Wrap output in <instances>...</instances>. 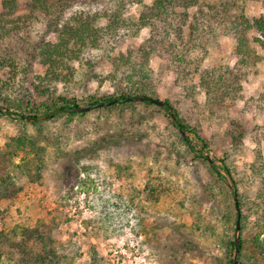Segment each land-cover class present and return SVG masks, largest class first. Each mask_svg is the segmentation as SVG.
Listing matches in <instances>:
<instances>
[{
	"label": "rangeland",
	"instance_id": "rangeland-1",
	"mask_svg": "<svg viewBox=\"0 0 264 264\" xmlns=\"http://www.w3.org/2000/svg\"><path fill=\"white\" fill-rule=\"evenodd\" d=\"M45 1L47 11H32L30 0H16L6 16H21L16 24L25 23V29L0 37V60H13L0 65L1 104L10 98L38 106L47 97L63 96L87 105L93 98L117 96L114 78L124 75L114 71L110 56L137 50L150 28L109 35L99 46L85 48L45 97L35 84L47 66L32 56V48L43 40L56 42L58 22L77 12L122 10L128 18L153 0ZM199 3L189 9L193 20L213 5L228 9L222 13L227 25L241 14L264 15V0ZM106 23L105 17L99 21ZM206 24L216 31L199 39L198 47L181 51L167 42L150 57L152 86L157 98L169 100L208 141L209 161L223 158L229 165L241 200L244 262L264 264V50L250 33L255 57L240 65L234 35L213 19ZM198 64L201 75L214 71L210 78L203 81L195 73ZM23 134L36 136L38 146L46 148L42 169L32 146L16 150ZM209 161L189 150L157 105L92 106L86 115H59L38 124L0 115V177L10 174L17 189L0 202V232L17 225L40 228L59 254L69 256V264H219L236 236V201ZM10 255H0V264H20V253Z\"/></svg>",
	"mask_w": 264,
	"mask_h": 264
},
{
	"label": "trees",
	"instance_id": "trees-1",
	"mask_svg": "<svg viewBox=\"0 0 264 264\" xmlns=\"http://www.w3.org/2000/svg\"><path fill=\"white\" fill-rule=\"evenodd\" d=\"M16 0H3L2 9L0 12V37L4 38L12 33L14 36L21 33L20 29L24 25L18 26L16 23L22 19L21 16L16 18L6 19V16L12 15L15 10ZM61 7L65 3L60 4ZM199 0H153L151 4H142V8L138 16H130L124 18L122 10L119 12H90L80 11L75 13L69 19L58 22L56 28L57 40L41 41L38 45L32 48V56L39 58L41 63L47 66L45 74L39 76L40 82L36 85L35 89L45 97L48 91H51L50 85L54 81H64V76L69 72V63L73 59H79L81 53L87 47H97L101 42L106 41L109 35L116 36L120 33L137 34L144 28H150V36L137 50H130L129 53H120L116 56H110L113 61V66L116 72H122L124 77L114 78L116 82V90L120 91L117 96H105L100 98H93L87 105H81L76 98H66L59 96L57 99L47 97L42 104L38 106H30L29 102L13 101L10 98H4V104L0 102V115L14 116L16 115L22 123L38 124L45 121L52 120L59 115H68L74 117L76 115H86L87 112H64L63 109L96 106L98 104L106 103L101 108H115L122 106H133L135 104L143 105H157L149 101H128L130 96H150L160 100L154 94L153 82L150 74L149 61L150 57L162 49L163 45L167 42L174 48L178 46L181 51L185 49H192L198 47L199 39L203 38L207 32L213 33L216 30L211 24H206L213 19L223 31H228L233 34L237 39V53L241 56V63L245 66L248 62L252 61L256 52L254 47L251 46L249 34L253 33V39L264 50V15L251 19L245 14H241L234 18L229 25L226 24L227 18L223 16V12L227 13L228 9L223 6L221 10L218 6H209L210 12L200 11L201 17L197 14L191 18L189 9L199 6ZM29 8L32 11L38 9H48L45 0H30ZM106 18L107 23L105 27L99 24L101 18ZM193 21H192V20ZM8 23L14 24L9 27ZM188 28V38H185V31ZM27 32V31H25ZM257 34V35H255ZM24 36V35H22ZM24 39V37H23ZM187 46V48L185 47ZM165 47H163L164 49ZM40 56V57H38ZM12 56L2 57L0 65H11ZM197 65L195 73L203 72ZM201 67V66H200ZM208 70V69H207ZM204 72L202 80L210 78L209 75L214 72L213 70ZM202 71V72H200ZM112 77H116L115 74ZM151 80V82H150ZM1 97V94H0ZM118 99L113 104H108L111 101ZM164 106H159L164 109L166 115L171 123L175 126L181 136L182 141L187 145L189 150L195 154L196 157H202L209 161L208 156L211 152L208 141L201 135L196 127L188 123L179 113L176 107L172 105L169 100L164 101ZM61 109L56 112L51 118L40 121L24 120V116L38 117L49 112ZM186 134L183 135L182 132ZM194 134L198 142L190 136ZM18 149H28L32 146L39 157L41 162V169L46 165L42 151H45L44 146H38V139L36 136L20 135L16 138ZM201 144V149L198 150V145ZM206 151L204 153L203 150ZM84 150H78L77 153L82 154ZM212 171L225 183L230 189L233 196H238V202L241 206L239 196V188L233 173L225 161L221 158L218 161H209ZM222 170L225 174L222 173ZM2 173H0L1 175ZM232 184V187L230 184ZM17 189L12 180V176L0 177V202L3 199L12 198L16 195ZM236 207V204H235ZM237 215V209H236ZM2 215L0 211V216ZM236 220H234V231L236 230ZM244 240H240V264H246L244 261ZM262 255L264 256V244L261 246ZM11 253H20L18 263L20 264H69V256L67 254H59L55 248L51 236L45 233L40 228L32 229L27 226L17 225L10 230H2L0 232V255ZM235 260V235L234 233L227 242L226 256L219 258V264H234Z\"/></svg>",
	"mask_w": 264,
	"mask_h": 264
},
{
	"label": "water",
	"instance_id": "water-1",
	"mask_svg": "<svg viewBox=\"0 0 264 264\" xmlns=\"http://www.w3.org/2000/svg\"><path fill=\"white\" fill-rule=\"evenodd\" d=\"M128 101H137V102H142V101H149V102H153L159 106H164L165 103L162 100H158L155 99L153 97L150 96H130L127 98ZM118 99L109 102L108 104H113L114 102H117ZM106 103L103 104H98L96 105V107H100L102 105H104ZM92 109V106H87V107H78V108H70V109H63L62 111L64 112H74V113H80V112H87L90 111ZM61 109H56L53 110L51 112H49L48 114L42 115V116H38V117H30V116H24L23 119L24 120H29V121H40V120H46L48 118H51L56 112H59ZM183 135H185L186 133L183 131L182 132ZM235 201H236V209H237V220H236V236H235V260H234V264H239V255H240V240H241V208L238 202V196H235Z\"/></svg>",
	"mask_w": 264,
	"mask_h": 264
}]
</instances>
